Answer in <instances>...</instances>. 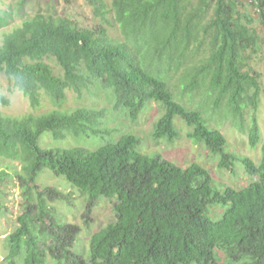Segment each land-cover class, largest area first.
<instances>
[{"label": "trees", "instance_id": "trees-1", "mask_svg": "<svg viewBox=\"0 0 264 264\" xmlns=\"http://www.w3.org/2000/svg\"><path fill=\"white\" fill-rule=\"evenodd\" d=\"M88 1L103 20L114 13L122 39L103 24L81 27L36 14L5 34L0 72L33 107L43 94L60 102L68 89L81 96L91 86L110 90L115 108L131 120L160 103L156 139L172 142L181 119L221 168H231L237 159L206 115L226 108L225 119L242 128L259 108L263 90L252 60L264 54V0H112L111 8L107 0ZM103 116L87 107L23 117L0 111V160L18 162L22 196L17 226L5 239L6 264H216L218 250L233 264H264V141L258 162L240 159L249 183L219 187L199 163L182 167L142 152L132 133L94 149L62 146L68 137H100ZM251 119L256 147L255 113ZM45 131L57 140L55 148L41 146ZM44 169L86 196L88 225L96 201L116 200L115 219L92 235L89 254L74 251L82 227L62 221L54 206L69 194L39 185ZM9 175L0 166V215L8 209L2 196ZM216 206L223 208L219 218L212 216Z\"/></svg>", "mask_w": 264, "mask_h": 264}, {"label": "rangeland", "instance_id": "rangeland-1", "mask_svg": "<svg viewBox=\"0 0 264 264\" xmlns=\"http://www.w3.org/2000/svg\"><path fill=\"white\" fill-rule=\"evenodd\" d=\"M107 2L111 8L112 0H107ZM36 14H44L56 19L67 18L81 27L93 28L96 25L103 24L107 27L111 37L115 39L123 38L115 21L114 13H108L106 19L103 20L96 15L94 7L88 0H27L24 3L23 0H0V44L3 42L6 33L20 26L25 19H29ZM47 62L52 64L57 74L63 73V69L54 59H47ZM252 67L260 74L259 81L263 91L259 108L255 112L253 110L249 112L244 119L243 127L238 126L237 122L234 123L232 120L225 119L226 108H216L215 112L209 110L208 115H206L209 126L220 130L225 135L227 139L226 149L237 159L231 168H221L218 164V157L209 151L203 142H199L189 135L191 128L181 119L177 121L179 133L177 138L172 142H162L163 140L156 139L153 136L154 125L164 113V108L160 103L151 102L136 120H131L125 111L115 108L114 98L110 90L101 86L86 88L81 96L68 89L66 99L60 102L53 101L43 94L41 104L38 107H33L28 96L11 79L0 72V111L15 117H23L32 113L38 115L48 113L56 109L72 111L78 107L103 110L104 116L101 122L103 131L100 137L92 139L68 137L61 142L62 146H83L94 149L104 143L117 141L127 133H132L139 136L141 140L139 149L144 153L158 152L166 159L182 167L194 162L199 163L208 169L219 187H222L220 185L244 186L249 183L251 177L240 159L250 157L258 162L261 158V146L264 141V54L252 60ZM188 100L189 97L186 96L183 102ZM193 105L194 108L197 107L195 102ZM186 106L190 107L188 102ZM252 113L256 115L261 138L256 147H252L250 144ZM40 144L45 148H55L54 145L57 144V140L52 137L50 131H45L40 137ZM0 166L10 174L8 182L3 186L4 195L2 196L8 209L0 215V264H6L5 239L17 226L16 220L20 213L22 196L15 177V171L19 169L18 162L3 159L0 160ZM38 183L42 187H57L69 194V199L57 201L54 206L62 221L76 223L82 227L74 251L85 255L89 254L92 235L115 219L114 206L116 200L103 197L96 201L88 225L85 223L87 199L78 187L72 185L64 176L56 175L51 169H44L39 174ZM222 210V206L214 207L212 216L219 218ZM50 262L55 264L52 260ZM216 264L233 263H230L224 253L218 250Z\"/></svg>", "mask_w": 264, "mask_h": 264}]
</instances>
